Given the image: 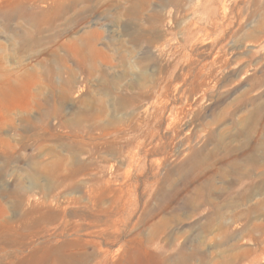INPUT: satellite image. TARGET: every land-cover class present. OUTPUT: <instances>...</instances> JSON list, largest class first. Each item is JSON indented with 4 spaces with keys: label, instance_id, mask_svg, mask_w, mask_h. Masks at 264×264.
Segmentation results:
<instances>
[{
    "label": "rangeland",
    "instance_id": "rangeland-1",
    "mask_svg": "<svg viewBox=\"0 0 264 264\" xmlns=\"http://www.w3.org/2000/svg\"><path fill=\"white\" fill-rule=\"evenodd\" d=\"M0 264H264V0H0Z\"/></svg>",
    "mask_w": 264,
    "mask_h": 264
}]
</instances>
